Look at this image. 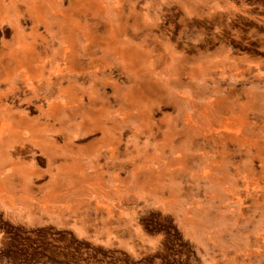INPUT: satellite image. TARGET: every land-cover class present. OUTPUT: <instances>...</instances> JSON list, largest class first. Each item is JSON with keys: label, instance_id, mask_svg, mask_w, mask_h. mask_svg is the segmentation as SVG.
Returning a JSON list of instances; mask_svg holds the SVG:
<instances>
[{"label": "rangeland", "instance_id": "1", "mask_svg": "<svg viewBox=\"0 0 264 264\" xmlns=\"http://www.w3.org/2000/svg\"><path fill=\"white\" fill-rule=\"evenodd\" d=\"M0 264H264V0H0Z\"/></svg>", "mask_w": 264, "mask_h": 264}]
</instances>
